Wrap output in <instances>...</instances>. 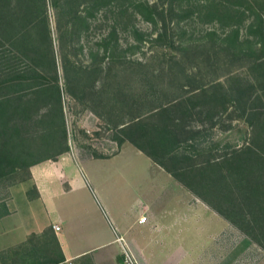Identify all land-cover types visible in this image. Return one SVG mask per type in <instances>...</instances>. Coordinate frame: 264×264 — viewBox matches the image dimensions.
I'll list each match as a JSON object with an SVG mask.
<instances>
[{
	"label": "rangeland",
	"instance_id": "1",
	"mask_svg": "<svg viewBox=\"0 0 264 264\" xmlns=\"http://www.w3.org/2000/svg\"><path fill=\"white\" fill-rule=\"evenodd\" d=\"M77 1L78 19L71 29L63 11L55 24L54 9L45 0L50 56L46 53L41 58L38 53L44 43L41 25L26 28L31 52L21 67L35 73L28 82L54 81L51 85L58 87L60 95L63 126L57 115L52 118L51 129L58 133L51 144H44L41 135L46 115L55 113V105H43V98L29 91L20 99L0 89V98L5 95L0 100L9 102L8 113L17 107L11 123L18 129L17 136L0 131V149L7 156L0 176V200L20 189L24 195L31 194L28 166L66 146L63 154L81 160L77 173L91 185L95 210L116 237L118 220L128 238L147 242L149 254L165 256L164 263L227 264L210 238L217 228L216 218L194 206L197 202L205 206L202 202L160 166L151 160L149 165L133 146L117 157L111 155L121 145H130L124 139H133L155 161L176 172L178 166L170 156L183 153L195 160L201 153L229 154L254 140L256 125L250 123H256L259 111L254 96L261 98L264 88V0H248V7L226 0ZM9 11L16 8L10 5ZM5 48L17 57L14 49ZM3 79L0 75V82ZM157 101L177 105L171 108L177 118L174 123L198 132L196 146L185 144L194 145L191 151L182 150L185 145H181L178 151L163 155L148 143V136L142 138L143 132L150 134L154 119L148 118L149 110ZM134 117L144 131L120 134V124ZM258 119L264 122V114ZM115 139L123 142L118 145ZM87 158L94 160L82 161ZM69 161L68 172L76 180L75 166ZM188 211L192 216L179 226L163 228L166 213ZM138 218L143 221L137 224ZM225 232L232 247L243 239L232 227ZM245 243V253L230 257L231 264H254L264 255Z\"/></svg>",
	"mask_w": 264,
	"mask_h": 264
},
{
	"label": "trees",
	"instance_id": "2",
	"mask_svg": "<svg viewBox=\"0 0 264 264\" xmlns=\"http://www.w3.org/2000/svg\"><path fill=\"white\" fill-rule=\"evenodd\" d=\"M226 1L235 6L244 7H248L250 2L248 0ZM77 2V0H49L50 6L55 12L54 21L56 25L63 18V14L60 15L63 11L64 17L72 29L76 18L78 19ZM10 5L16 8V12L9 11ZM44 7L45 0H0V75L4 76L0 82V89L18 94L20 99L25 96L22 95L23 92L29 91L30 95L35 96V98L42 97L43 105H55V113L52 114L48 111L49 113L46 115L48 121L44 122L46 128L42 130L41 135L44 144L49 145L54 140V134L58 133V131L51 129L53 126L52 118L57 115L60 119V125L63 126L58 87L51 85L54 81L50 83L44 79L41 83H29L28 81L32 78L30 76L35 75L34 70L28 66L21 67L22 59L28 60L27 53L31 52L26 45L28 40L26 28L30 24H39L42 28L41 38L44 43L43 48L38 50L39 56L42 58L46 53L50 56V29ZM5 46L14 49V54L17 57H14L11 51L6 50ZM15 46L21 48L17 49L18 47L15 48ZM4 52L8 54L4 55ZM11 59L14 60L12 65L9 64ZM30 62L35 61L30 59ZM147 93L144 95L145 97ZM155 93L156 91H153L151 94ZM262 94L261 98L254 96V100L259 103V111L256 112L257 116L254 119L256 123L253 121L250 123L251 126L256 125V134L251 143L233 150L229 154L201 153L195 160L183 153L179 156H170L172 162L178 166L176 172L166 169L161 162L155 161L140 145L135 143V140L127 138L124 140L160 166L208 209L264 252V122H258V117L264 114V88ZM3 97L5 95H2L1 98ZM8 103V100H0V131L9 130L11 136H17L18 129L13 122L11 123L12 117L14 114L16 115L17 107L12 108V112L8 113ZM174 106L177 105L159 102L152 106L148 115V118L154 119L148 128L150 134L143 132L142 135V138L148 136V143L167 156L181 149V145L194 144L198 136V132L195 130H187L184 125L174 123L177 121L171 111ZM181 115L184 116V112ZM140 122H138L137 117H134L130 123L120 124L123 126L118 132L121 134L144 131ZM10 127L12 128L10 129ZM61 134L64 142L63 127H61ZM10 138L8 137V140H11ZM115 141L118 145L123 142L122 139H115ZM193 147L185 145L182 150L191 151ZM66 151L65 146L53 156H45L39 161L32 162L29 166L47 160L53 161ZM19 156V154L16 155V158ZM6 159L7 156L0 149V176Z\"/></svg>",
	"mask_w": 264,
	"mask_h": 264
},
{
	"label": "crops",
	"instance_id": "3",
	"mask_svg": "<svg viewBox=\"0 0 264 264\" xmlns=\"http://www.w3.org/2000/svg\"><path fill=\"white\" fill-rule=\"evenodd\" d=\"M129 148L134 149L123 144L111 157H117ZM134 151L142 155L138 150ZM69 158L75 166V173L78 169L80 171L78 162L81 160L73 159L68 153L53 161L33 164L26 170L31 194L24 195L20 189L13 197L0 200V264H122L119 245L115 242L116 235L112 234L110 224L95 210L91 200V191L94 190L78 173L75 175L76 180L69 174L68 169L72 167L68 163ZM91 159L94 160L87 158L82 161ZM146 161L151 164L147 157ZM194 206L216 218L217 228L210 238L213 249L221 252L220 255L228 260L227 264L232 263L230 257L240 258L245 253V242L255 246L242 236L243 239L232 247L229 233L225 232L231 226L201 203L197 202ZM165 215L166 224L163 228L171 229L189 219L192 212H168ZM152 219L155 224V218ZM115 222L117 226L114 229L128 244L137 264H168L167 261L164 263L165 256L152 252L149 254L147 242L138 243L128 238L120 221ZM53 226H57L58 231H54ZM222 234L223 243L220 242ZM262 261L264 255L254 264H263Z\"/></svg>",
	"mask_w": 264,
	"mask_h": 264
},
{
	"label": "built area",
	"instance_id": "4",
	"mask_svg": "<svg viewBox=\"0 0 264 264\" xmlns=\"http://www.w3.org/2000/svg\"><path fill=\"white\" fill-rule=\"evenodd\" d=\"M143 219H139L138 223L142 222ZM54 231H58L57 226L52 227ZM115 242L119 245L120 255L122 259V264H137L136 260L132 256L129 247L127 246L126 242L123 240L122 237H115Z\"/></svg>",
	"mask_w": 264,
	"mask_h": 264
}]
</instances>
